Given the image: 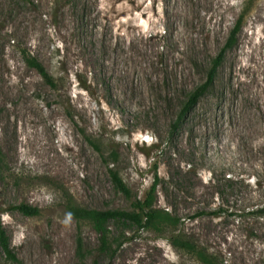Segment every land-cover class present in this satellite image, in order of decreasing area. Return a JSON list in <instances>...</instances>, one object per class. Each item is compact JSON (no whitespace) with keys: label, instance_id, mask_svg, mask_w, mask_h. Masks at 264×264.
<instances>
[{"label":"rangeland","instance_id":"1","mask_svg":"<svg viewBox=\"0 0 264 264\" xmlns=\"http://www.w3.org/2000/svg\"><path fill=\"white\" fill-rule=\"evenodd\" d=\"M0 160V264H76L78 234L88 263L199 264L177 230L264 264V0H0ZM154 183L176 226L131 227L111 256L67 209L131 210Z\"/></svg>","mask_w":264,"mask_h":264},{"label":"trees","instance_id":"2","mask_svg":"<svg viewBox=\"0 0 264 264\" xmlns=\"http://www.w3.org/2000/svg\"><path fill=\"white\" fill-rule=\"evenodd\" d=\"M237 31L238 26H236V28L231 31L230 40L234 39ZM230 46L231 43H226L222 49V52H225ZM22 58L26 66L34 69L44 82H46L51 87L54 86L53 79L47 73L41 63H39L34 57L26 52H22ZM216 67L217 62L215 60L211 70H215ZM196 93H192L190 99L191 101L196 98ZM182 109L185 111L187 107ZM0 162L2 161L0 160ZM109 174L115 187L124 194H128L126 187L118 176V173L112 169H109ZM155 187L156 183H154L151 187L150 195H148L143 201L135 199L131 204V210H98L82 208L72 204H69L67 209L75 220L86 222L92 227L97 235V252L109 254L111 256L116 251V249L119 248L121 239L125 238V234L130 230L131 227L141 229L146 228L150 224H159L160 226L167 225L168 227L176 226L178 219L171 217V215H169L165 210L156 209L154 197ZM15 209L26 216L39 215L38 208L30 207L26 204H19L15 206ZM255 212L261 217H264V204L257 208ZM175 231L176 230H174V232ZM179 233L180 232L177 230V234L173 238V245L175 247H178L182 251L193 255L199 264H219L216 257L209 253L205 248L200 247L195 241H190L188 237H182L181 233ZM0 248L5 261H16V256L10 249L6 236L1 227ZM74 258L76 264H98L96 260H92L90 263L86 261V249L80 234H78L75 238Z\"/></svg>","mask_w":264,"mask_h":264}]
</instances>
